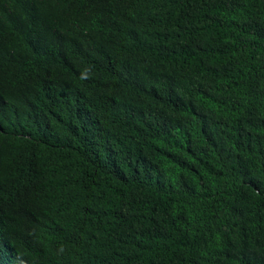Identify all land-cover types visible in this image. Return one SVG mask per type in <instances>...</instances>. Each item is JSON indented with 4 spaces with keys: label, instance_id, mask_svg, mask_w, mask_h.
<instances>
[{
    "label": "trees",
    "instance_id": "trees-1",
    "mask_svg": "<svg viewBox=\"0 0 264 264\" xmlns=\"http://www.w3.org/2000/svg\"><path fill=\"white\" fill-rule=\"evenodd\" d=\"M0 264H264V0H0Z\"/></svg>",
    "mask_w": 264,
    "mask_h": 264
},
{
    "label": "clouds",
    "instance_id": "clouds-1",
    "mask_svg": "<svg viewBox=\"0 0 264 264\" xmlns=\"http://www.w3.org/2000/svg\"><path fill=\"white\" fill-rule=\"evenodd\" d=\"M63 250V248L61 247V251Z\"/></svg>",
    "mask_w": 264,
    "mask_h": 264
}]
</instances>
